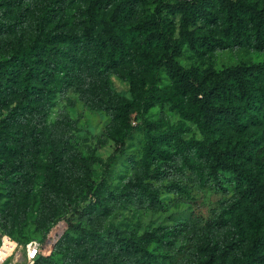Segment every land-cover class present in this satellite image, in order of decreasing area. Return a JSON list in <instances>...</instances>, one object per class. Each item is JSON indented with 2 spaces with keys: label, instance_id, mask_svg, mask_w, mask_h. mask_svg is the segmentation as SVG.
<instances>
[{
  "label": "rangeland",
  "instance_id": "1",
  "mask_svg": "<svg viewBox=\"0 0 264 264\" xmlns=\"http://www.w3.org/2000/svg\"><path fill=\"white\" fill-rule=\"evenodd\" d=\"M181 1L139 0L135 17L156 11L167 19L168 27L179 29V17L168 8ZM86 3L87 0H0L1 59L7 58L19 43L27 42L36 27L73 30L80 35L76 41L56 44L66 74L60 75L62 80L55 85L49 105L40 94L32 96L33 108L18 105L16 99L24 97L5 84L9 75L0 73V91L4 88L0 94V131H30L36 123L42 131L54 132L60 149L53 155L54 160L58 158L54 168L48 169L49 152L35 154V150L24 149L16 154L3 143L0 229L11 235L8 231L13 227L16 236H11L21 244L30 239L42 240L35 264H195L206 220L224 207L232 194L228 175L210 174L204 165L192 171L175 159V127L186 130V139L199 138L200 133L192 123L183 122L168 104L156 103L145 112H134L128 138L119 141L113 137L118 108L126 99H133L128 79L140 76L135 65L139 58L120 51L111 55L98 44L86 42L81 34ZM109 14L110 9L104 12ZM74 57L77 64H66ZM179 61L186 66L212 64L221 69L264 62V50L241 46L194 52L186 47ZM157 79L156 85H170L164 71ZM146 120L155 121L160 146L166 150L165 156L169 155L160 158L148 175L156 189L155 200L118 195L126 181L143 174ZM13 142L19 151L20 143ZM19 160L22 164L14 168ZM8 171L11 173L6 174ZM172 184L180 189L172 190ZM13 189L27 190L16 222L14 217L5 218L13 206L8 203L19 199L8 195ZM98 199L95 210H90L88 205ZM116 229L138 235L158 230L161 241L149 245L156 257L149 261L115 245L111 247V235ZM51 233L57 237L53 247L46 243Z\"/></svg>",
  "mask_w": 264,
  "mask_h": 264
},
{
  "label": "trees",
  "instance_id": "2",
  "mask_svg": "<svg viewBox=\"0 0 264 264\" xmlns=\"http://www.w3.org/2000/svg\"><path fill=\"white\" fill-rule=\"evenodd\" d=\"M138 1L87 0L83 9L81 34L87 43H96L111 55L120 51L139 58L135 65L140 76L128 79L133 99H126L118 108L113 137L119 141L128 138L133 113L145 112L156 103L170 105L183 122L195 125L199 138L186 139V130L175 127L178 135L173 156L186 169L197 171L204 165L210 174L228 175L232 188L224 207L203 226L195 264H264V62L219 69L212 64L186 66L179 61L186 47L194 52L241 46L264 50V0H183L168 8L179 17V29L168 27L167 19L156 11L136 18ZM108 9L110 14L106 16ZM79 38L73 30L36 27L27 42L13 47L7 58H0V73L9 75L5 84L24 97L16 99L18 105L33 108L32 96L39 94L48 105L52 102L51 93L62 80L60 75L66 74L56 44ZM67 63L77 64L78 60L74 57ZM162 71L170 79L167 87L156 85ZM146 128L143 174L126 181L118 195L155 200L156 189L148 175L160 158L169 155L165 156L166 150L160 146L155 121L146 120ZM13 141L20 143L19 151ZM3 143L16 154L24 149L35 150V154L49 152L48 169L58 161L53 158L60 151L54 132L42 131L36 123L30 131H0V148ZM18 162L14 168L22 164ZM175 188L180 189L172 184V190ZM26 192H8L19 199L8 203L13 206L5 218L14 217L16 222L19 206L26 202ZM80 195L84 197L83 188ZM98 202L99 199L90 203V210H95ZM157 231L138 235L116 229L111 235V247L115 245L150 261L156 256L149 245L162 238ZM8 232L16 236L13 227Z\"/></svg>",
  "mask_w": 264,
  "mask_h": 264
},
{
  "label": "built area",
  "instance_id": "3",
  "mask_svg": "<svg viewBox=\"0 0 264 264\" xmlns=\"http://www.w3.org/2000/svg\"><path fill=\"white\" fill-rule=\"evenodd\" d=\"M57 237L51 233L46 239L48 246L53 247ZM39 239H30L21 244L0 229V264H35L42 250Z\"/></svg>",
  "mask_w": 264,
  "mask_h": 264
}]
</instances>
